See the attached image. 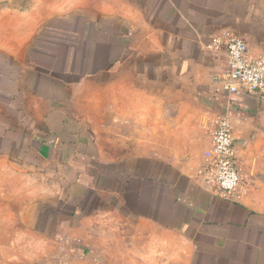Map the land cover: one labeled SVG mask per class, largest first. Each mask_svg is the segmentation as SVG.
<instances>
[{"label":"crops","instance_id":"crops-1","mask_svg":"<svg viewBox=\"0 0 264 264\" xmlns=\"http://www.w3.org/2000/svg\"><path fill=\"white\" fill-rule=\"evenodd\" d=\"M224 33L264 56V0H0L3 171L59 165L68 218L92 194L132 210L142 264H264V100L216 82ZM223 114L229 197L200 177Z\"/></svg>","mask_w":264,"mask_h":264},{"label":"rangeland","instance_id":"rangeland-1","mask_svg":"<svg viewBox=\"0 0 264 264\" xmlns=\"http://www.w3.org/2000/svg\"><path fill=\"white\" fill-rule=\"evenodd\" d=\"M22 162L17 160L16 169L23 170ZM4 168L5 163L0 162V264L147 262L148 256L138 253V246L147 240L139 241L142 235L132 210L92 194L77 206L78 214L68 218L74 208L64 192L55 188L61 181L59 165L34 164L26 168L28 175L19 170L6 173ZM136 241L142 243L134 246ZM82 247L92 256L79 255Z\"/></svg>","mask_w":264,"mask_h":264},{"label":"built area","instance_id":"built-area-1","mask_svg":"<svg viewBox=\"0 0 264 264\" xmlns=\"http://www.w3.org/2000/svg\"><path fill=\"white\" fill-rule=\"evenodd\" d=\"M225 45L227 66L215 75L225 93H248L264 100V56H250L246 41L238 35L224 33L215 37L212 47ZM232 117L220 115L210 135L206 162L201 168V179L216 193L231 196L243 183L239 166Z\"/></svg>","mask_w":264,"mask_h":264}]
</instances>
